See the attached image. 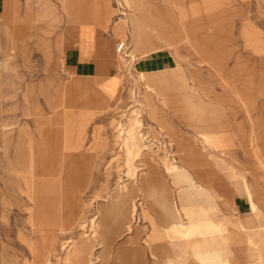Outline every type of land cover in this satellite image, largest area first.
Listing matches in <instances>:
<instances>
[{"label": "rangeland", "instance_id": "obj_1", "mask_svg": "<svg viewBox=\"0 0 264 264\" xmlns=\"http://www.w3.org/2000/svg\"><path fill=\"white\" fill-rule=\"evenodd\" d=\"M71 1L0 0V264H202L196 238L166 233L181 204L189 227L206 209L236 234L222 258L256 263L244 229L264 226V0H142L152 28L124 0ZM91 60L96 74L77 70ZM114 76L111 97L93 85ZM40 127L47 196L29 167Z\"/></svg>", "mask_w": 264, "mask_h": 264}, {"label": "bare ground", "instance_id": "obj_2", "mask_svg": "<svg viewBox=\"0 0 264 264\" xmlns=\"http://www.w3.org/2000/svg\"><path fill=\"white\" fill-rule=\"evenodd\" d=\"M124 1L127 3V6H129L130 8H134L135 10L139 11L138 14L140 15L142 20L150 28L155 26V22H156L157 18H156V15L153 13L152 8H145L142 0H124ZM139 4H140V7L137 8V6ZM40 131L44 136L43 139L45 140V141L43 140L45 143V148L43 151L44 156L43 157H37V152L31 151V154L29 156L30 157V164H29L30 166L29 167H30V171H31V175H32V192L35 194V196L38 194L47 196L49 194V192L52 191L51 182L54 183L53 181L56 179L54 177H48V178L46 177L47 175H49L47 169L50 167L49 154L51 153V141H49V139L47 137L48 135H47V133H45V130L43 128L40 127ZM65 143H69V141H66ZM66 147H67V144H66ZM187 179L192 182L193 187H194L195 191L199 194V196H201V197L212 196L211 191H209V189H207L201 183H198L197 180H195V178L193 177V175L188 174ZM243 187H244L245 195L247 197V200H248V203L250 206V210L253 213L255 210V203L252 200L253 198L251 197V194H250L246 184L243 183ZM180 193H181L182 198H184L187 201H192V196L189 195V193L187 191L181 189ZM34 194H33V196H34ZM252 195H253V192H252ZM186 207H187L186 204H181V209H178L177 207L174 206L171 210V212H175V215L172 216V219L173 220H175V219L180 220V218L182 217L181 210H182V212L185 213L187 218H190L189 212L186 209ZM202 210H203V211H201L202 217L211 216V213L209 210H206V209H202ZM33 215H32V218H33ZM253 220L255 221L256 225L252 229H250V228L244 229L247 236H249L250 240H251L249 252L252 253V256L257 258L256 263H253V264H264V258H263L264 256L259 255L260 254L259 253L260 246H262V245H259V243H258L259 241L258 242L252 241V239L257 241L259 237L260 238L264 237V226L260 225V221H259L258 217H254V215H253ZM213 225L214 226H210L213 229V232L211 231V233H209V234L213 235L214 238H216L214 245L211 244L212 243L211 241H209L205 238V236H206L205 233H203L201 236L203 238L202 240L200 239V237H195V235H192L191 237L185 238V235L183 234V238L184 239H187V238L195 239L196 238V241H195L194 245L192 246L193 253L195 254V256L197 258H199V260L202 262V264H206V263L207 264H230L227 259L222 258L221 254H220V248L218 245V243H220L218 238L224 237V234H225V232L222 231L223 226L221 224L219 225L217 223H214ZM181 228H183V227H181ZM179 231H181V230H179ZM166 233L169 234V229L166 231Z\"/></svg>", "mask_w": 264, "mask_h": 264}, {"label": "crops", "instance_id": "obj_3", "mask_svg": "<svg viewBox=\"0 0 264 264\" xmlns=\"http://www.w3.org/2000/svg\"><path fill=\"white\" fill-rule=\"evenodd\" d=\"M73 2V0L71 1V3ZM70 3V7L73 8V6H71ZM92 14V13H91ZM10 17V12L7 11L4 14V19L6 21L9 20ZM91 22L87 21V22H81L80 24V30H79V41H80V46H79V56L84 55L85 53H89L90 51H92V42H93V31L91 26L89 25ZM47 54V52H46ZM153 60V59H152ZM150 60V62H144V66L143 68L148 69V66L154 65L153 63H155L154 61ZM90 64V65H88ZM89 67L92 68V72L93 73H97V65L91 60V61H86V64L84 62H80L77 64L76 68L77 70H81V71H86L88 69V72L91 73V70L89 69ZM93 84L96 86L97 84H99L101 86V90L102 92H104L105 94H107L108 96L111 97V95H114V93L117 91L118 89V85H119V79L117 76H114L113 78H109L108 80L104 81H100V80H94ZM96 89V88H95ZM106 99V98H105ZM177 208H179V206H176ZM186 219V218H185ZM194 225L195 226H200V228H193V227H189L190 226V222L187 219L186 221H184L183 219L180 218V220H172V226L169 228V230L171 231L172 236H174L177 233V230H181L183 231V234L185 235V237H191L192 235L196 234H201L199 235L200 239L202 240L203 238L201 237L203 233H205V238L209 241H211L212 245H214L215 243V239L213 237V235H210L209 232L207 233V230L205 228H203L204 226L206 227L207 225H213V222H210L209 217L208 216H204L201 218H194ZM207 224V225H206ZM181 226L183 228H181ZM236 238V234H234L233 232L227 233L225 235V237H221L218 238V240L220 241V243H218L219 247L222 246L223 243L228 242L229 240H235ZM217 245V246H218Z\"/></svg>", "mask_w": 264, "mask_h": 264}, {"label": "built area", "instance_id": "obj_4", "mask_svg": "<svg viewBox=\"0 0 264 264\" xmlns=\"http://www.w3.org/2000/svg\"><path fill=\"white\" fill-rule=\"evenodd\" d=\"M126 46H127V41H120L117 46V51L121 53L124 52V50L127 48Z\"/></svg>", "mask_w": 264, "mask_h": 264}]
</instances>
